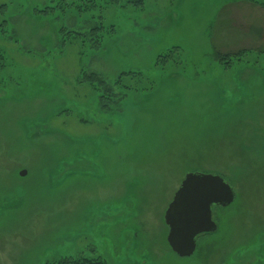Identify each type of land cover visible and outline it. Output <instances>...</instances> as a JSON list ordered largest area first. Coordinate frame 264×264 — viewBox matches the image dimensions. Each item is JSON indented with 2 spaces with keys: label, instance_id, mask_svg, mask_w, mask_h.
Segmentation results:
<instances>
[{
  "label": "rangeland",
  "instance_id": "1",
  "mask_svg": "<svg viewBox=\"0 0 264 264\" xmlns=\"http://www.w3.org/2000/svg\"><path fill=\"white\" fill-rule=\"evenodd\" d=\"M59 2L0 0V264H264V54H215L264 49V0L35 11ZM98 23V43L64 32ZM189 171L236 198L181 257L163 211Z\"/></svg>",
  "mask_w": 264,
  "mask_h": 264
},
{
  "label": "water",
  "instance_id": "2",
  "mask_svg": "<svg viewBox=\"0 0 264 264\" xmlns=\"http://www.w3.org/2000/svg\"><path fill=\"white\" fill-rule=\"evenodd\" d=\"M235 196L233 187L219 174L186 172L163 211L166 241L173 253L181 257L194 253L198 236L216 230L212 206H228Z\"/></svg>",
  "mask_w": 264,
  "mask_h": 264
},
{
  "label": "trees",
  "instance_id": "3",
  "mask_svg": "<svg viewBox=\"0 0 264 264\" xmlns=\"http://www.w3.org/2000/svg\"><path fill=\"white\" fill-rule=\"evenodd\" d=\"M110 1V0H109ZM119 1V0H118ZM144 0H127L128 3H133L135 5H140L143 3ZM97 5L96 0H60L59 4L55 6H49L46 5L42 9L35 10L36 13H49L51 10H54V7H58L60 13H66L67 11H73L76 12L78 15L83 14L82 12L88 11L90 8H95ZM4 7V5H0V8ZM56 9V8H55ZM5 20L0 21V25L4 24ZM104 26L101 23H98L95 27L89 28V30H86V32L82 31H64L65 34L69 33L71 35H74V38H81L80 42L83 43L86 41V35L89 33L93 38H95V42L98 43L100 42V37L102 34H100L102 31V28ZM100 35V36H98ZM98 37V38H97ZM65 41V37L63 36ZM97 38V39H96ZM96 46V45H95ZM249 52H255V55L259 54H264V49H259V50H241L236 52L235 54H225V56L220 55L219 53H215L217 56V60L219 61H225L227 63L230 62V58L236 59L240 55H247ZM168 52L165 55H158V59H161L162 61L168 59L169 56ZM2 56V51L0 50V64L1 61L3 60ZM164 65V64H163ZM129 72L123 71L121 74L118 75L116 78L115 82L120 83L123 80L124 75H129ZM81 81H84L86 83H89L93 88L96 90L102 89V91H105L108 96L115 95L116 93L113 92L112 86L107 84V82L103 79V77L100 76L95 71H82L80 75ZM124 87L126 88H131L129 85H125ZM43 264H110L108 261L103 260L100 257H90V256H85L84 257H69V256H61L59 259H50L46 260L43 262Z\"/></svg>",
  "mask_w": 264,
  "mask_h": 264
}]
</instances>
